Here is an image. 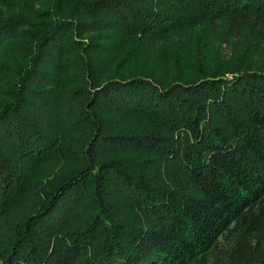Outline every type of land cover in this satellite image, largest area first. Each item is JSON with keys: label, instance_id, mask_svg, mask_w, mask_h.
Segmentation results:
<instances>
[{"label": "trees", "instance_id": "16d2710c", "mask_svg": "<svg viewBox=\"0 0 264 264\" xmlns=\"http://www.w3.org/2000/svg\"><path fill=\"white\" fill-rule=\"evenodd\" d=\"M0 82V264H264V0H24Z\"/></svg>", "mask_w": 264, "mask_h": 264}, {"label": "rangeland", "instance_id": "374dc122", "mask_svg": "<svg viewBox=\"0 0 264 264\" xmlns=\"http://www.w3.org/2000/svg\"><path fill=\"white\" fill-rule=\"evenodd\" d=\"M17 3L16 5L13 6H8L7 4H0V10L3 12H12V11H19L21 10V2L24 0H16ZM25 2H27V4L33 6L36 9H42V6L44 4V0H25ZM23 10V8H22ZM24 11V10H23ZM152 62V61H151ZM130 68H133V65H130ZM2 87V84L0 82V89Z\"/></svg>", "mask_w": 264, "mask_h": 264}]
</instances>
